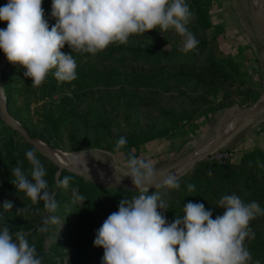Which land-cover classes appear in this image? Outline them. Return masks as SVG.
Instances as JSON below:
<instances>
[{
  "label": "trees",
  "instance_id": "16d2710c",
  "mask_svg": "<svg viewBox=\"0 0 264 264\" xmlns=\"http://www.w3.org/2000/svg\"><path fill=\"white\" fill-rule=\"evenodd\" d=\"M187 3L194 13L188 28L199 37V44L193 51L184 53L180 49L172 48L160 52L156 48L136 43L113 44L107 48L110 53L131 54L148 63L154 69L150 74L119 72L116 69L85 72L79 63L82 54L73 53L77 61L76 80L61 83L49 74L42 86L32 87L31 79L23 75L24 70L7 61L1 72L0 83L10 114L19 120L31 137H34L35 130L38 131L39 137L52 148L65 147L74 152L96 147L104 148L113 154L122 153L127 160L131 155L137 157V151L133 149L137 150L139 146L155 138L167 136L172 127L176 126V118L170 111L159 108L160 115L171 125L151 124L145 131L126 136L127 144L117 152L115 142L119 137L111 135L108 119L95 113L92 125L94 132L89 134L86 115L79 109L82 98L89 97L92 86H118L123 90L135 87L158 88L161 91H169L183 82L193 80L195 90L206 94L222 89L226 82L238 80L241 75L239 65L234 59L219 57L209 48L210 40L206 34V30L212 26L209 1L199 3L197 0H187ZM5 4L6 0H0V7ZM51 6L52 0H43L44 18L49 24V29L56 23L55 18L51 16ZM3 28L5 22H0V29ZM157 31L159 29L143 35ZM204 50H207L205 63H194L192 68L188 69L181 66L173 71H161V67L180 58L195 60ZM61 51L67 54L71 49L65 45ZM19 97L27 102V115L20 112ZM129 97L133 101L141 100L134 94ZM31 102L40 103L37 108L40 114L38 130L29 114ZM28 150H33L36 158L44 165L48 190L55 193L58 204L55 215L59 218V223L49 225V230L45 233L39 231L43 220L49 215L44 209L43 201L33 205L30 198L18 192L11 183V179H14L11 170L17 161L22 162L23 170L30 175L31 165L25 155ZM52 167L49 159L26 142L18 131L6 125L0 116V168L3 170L5 182L3 195L5 201L13 203L11 210L5 209L10 231L25 233L29 244L35 245L37 255L42 258V264H89L92 258L103 257V248L94 246L98 229L111 213L118 211L119 202L123 198L130 199L138 196L140 192L98 185L64 169L60 170L56 180ZM65 176L71 177L69 185L58 187L59 181ZM179 183L178 189H168L163 185L149 189V194L158 191L166 201L168 207L162 211L166 210L163 215L168 222H173L179 216L182 218L183 206L189 201L204 204L205 209L210 210L212 218L215 219L217 215L223 214L224 209L218 207V203L224 195L235 194L246 204L255 201L264 208V148L244 151L239 163L229 160L219 163L208 156L180 176ZM189 183L195 185L191 192L187 188ZM79 195L86 199L82 207L81 202L75 199ZM250 227L255 237L246 239L245 245L253 261L258 259L264 264V216H259L255 223H250ZM46 239L49 240L47 245Z\"/></svg>",
  "mask_w": 264,
  "mask_h": 264
},
{
  "label": "clouds",
  "instance_id": "9594fccd",
  "mask_svg": "<svg viewBox=\"0 0 264 264\" xmlns=\"http://www.w3.org/2000/svg\"><path fill=\"white\" fill-rule=\"evenodd\" d=\"M43 0H7L0 7V51L7 61L23 69L32 87L44 84L49 74L61 83L77 79V61L73 53L97 55L110 45H127L133 36L151 30L175 31L182 37L181 52L197 48L199 41L188 25L194 18L187 0H52L51 16L56 23L49 29L44 18ZM65 45L70 53L61 51ZM127 144L119 137L115 150ZM31 165L30 175L17 161L11 170V183L18 192L30 198L33 205L43 201L49 215L39 228L57 225L58 204L55 193L48 190L47 171L33 150L26 152ZM127 176L140 190L138 196L123 198L118 211L111 213L95 234L94 246L103 248L101 264H261L253 261L246 239H254L250 222L264 216V208L253 201L245 203L235 194L224 195L218 203L223 214L212 218L204 204L189 201L183 214L168 222L162 209L168 207L158 191L149 194L157 171L151 161L131 155L127 161ZM29 177L31 179H29ZM65 176L58 187H67ZM162 185L168 189L180 187L179 177L169 173ZM191 192L195 185L189 183ZM76 191L75 189L73 190ZM80 207L84 196L75 197ZM3 208L11 210L13 203L5 201ZM23 210V209H22ZM21 210H18V212ZM0 264H42L35 245H30L22 231H10L5 222L0 227Z\"/></svg>",
  "mask_w": 264,
  "mask_h": 264
},
{
  "label": "rangeland",
  "instance_id": "374dc122",
  "mask_svg": "<svg viewBox=\"0 0 264 264\" xmlns=\"http://www.w3.org/2000/svg\"><path fill=\"white\" fill-rule=\"evenodd\" d=\"M197 1L199 3L209 1L212 21V26L206 30L210 40L209 48L217 56L229 57L238 63L241 73L238 80L226 82L222 89L206 94L198 89L195 90L193 80L183 82L169 91H161L158 88L135 87L123 90L118 86H92L89 97L82 98L79 107L86 115L89 134L94 132L92 125L94 124L93 116L96 113L101 118L108 119L109 130L113 137L138 134L147 130L151 124L170 126V122L160 115L159 108L170 111L176 118V126L172 127L169 134L155 138L139 146L137 150L133 149V151H137L138 158L151 161L156 171L168 167L195 150L212 135L219 120L229 107L238 105L245 109L252 108L258 102L261 103L264 98V44L253 20L249 0ZM195 37L199 41V37ZM129 43L165 52L172 48L180 49L182 37L173 30L162 33L157 31L148 35L133 36ZM206 56L207 50H204L195 57V60L180 58L161 67V71H173L181 66L187 69L192 68L194 63L197 65L205 63ZM79 63L85 72L116 69L119 72L150 74L154 71L148 63L131 54L110 53L107 49L95 56L82 54ZM0 89L3 94L1 83ZM130 94L140 97L141 100L133 101L129 97ZM39 105L40 103H29V114L37 130L40 125L39 109L37 111ZM18 106L21 113L28 114L27 102L22 97L18 98ZM13 118L21 125L19 120L14 116ZM229 122L233 124L230 127L232 130L216 150L232 151L235 158L229 160L230 162L239 163L244 151L264 147V110L250 116L238 114V117L232 121L230 119ZM229 130L225 129L224 133L226 134ZM33 138L50 147L39 137V132L36 130ZM50 148L68 154H86L89 162L85 164L87 166L85 169L100 177L112 181L130 179V177H126L128 160L122 153L113 154L104 148L96 147L74 152L68 151L65 147ZM52 164L54 177L57 180L60 170L57 165ZM4 184L3 170L0 168V227L5 222L8 224L7 211L2 206L5 202ZM160 186L162 185L156 187ZM132 190L140 192L139 189ZM258 218L259 216L250 223H255ZM8 225L10 226V224ZM48 242L49 240L46 239V245ZM101 260L102 257H94L88 263L101 264Z\"/></svg>",
  "mask_w": 264,
  "mask_h": 264
},
{
  "label": "water",
  "instance_id": "95a60500",
  "mask_svg": "<svg viewBox=\"0 0 264 264\" xmlns=\"http://www.w3.org/2000/svg\"><path fill=\"white\" fill-rule=\"evenodd\" d=\"M263 2L264 0H257L256 9L252 10V16H253L255 25L257 27V30L264 44V12H263V5H262ZM6 3H7V0H6ZM6 27H7V24H6ZM6 62H7V59L4 53H2L1 60H0V76H1V72ZM263 110H264V101L262 103L258 102L252 108H248V109L241 108L238 105H232L231 107H229L228 110L223 114V116L219 120L212 135H210L205 141H203L195 150L186 154L181 159L169 165L168 167L158 170L157 171L158 174L155 177V182L150 187L153 188V187L162 185L161 183L162 180L169 173H173L179 169L181 171H178L176 175H178V177L182 176L183 174L187 173L198 161L208 157L214 150H216L223 141V136H222L223 131L227 127L229 120L231 119L234 113H237L241 116H250L253 114H257ZM0 116L6 125L18 131L24 137L25 141L31 144L42 156L49 159L55 165H59L60 166L59 170H62V169L67 170L89 181H92L95 184L102 185L105 187H110V188H115V189H121V188L138 189L137 187L133 185L131 179H125L121 181H112V180L100 177L99 175L94 174L92 172L76 167L74 165L67 164V163H61L60 161L56 160L51 155L50 147H48L46 144L45 146L42 145L41 144L42 142L40 140L31 137L29 133L21 125H19L17 121L13 118V116L10 114L8 110L7 103H6L4 95L1 93V89H0Z\"/></svg>",
  "mask_w": 264,
  "mask_h": 264
},
{
  "label": "bare ground",
  "instance_id": "6f19581e",
  "mask_svg": "<svg viewBox=\"0 0 264 264\" xmlns=\"http://www.w3.org/2000/svg\"><path fill=\"white\" fill-rule=\"evenodd\" d=\"M256 3H257V0H249V7H250V10H251V13H252V10L256 9ZM263 12H264V2H263ZM264 101V98L263 100L261 101V103ZM235 117H238V114L237 113H234L231 117V121L233 119H235ZM232 122H229L227 127L225 128L226 131L228 129H230L226 134L224 133L223 131V139H226L228 137V134L229 132L232 130V128H230L233 124H231ZM42 144V143H41ZM44 145V144H42ZM45 146V145H44ZM50 152H51V155L58 161H60L61 163H67V164H71V165H74L76 167H79L81 169H84L86 171H89L87 169H85V164H87L89 162V159L87 158L86 154H83V153H76V154H68L66 152H60V151H55V150H52L50 149ZM58 167H60L59 165H57ZM178 171H181L180 169L173 172L174 174L178 173ZM90 172V171H89ZM131 179V178H130Z\"/></svg>",
  "mask_w": 264,
  "mask_h": 264
},
{
  "label": "built area",
  "instance_id": "2783aa9c",
  "mask_svg": "<svg viewBox=\"0 0 264 264\" xmlns=\"http://www.w3.org/2000/svg\"><path fill=\"white\" fill-rule=\"evenodd\" d=\"M210 159H213L219 163H223L227 160L235 158V154L229 150H214L210 155Z\"/></svg>",
  "mask_w": 264,
  "mask_h": 264
},
{
  "label": "crops",
  "instance_id": "0c3cea01",
  "mask_svg": "<svg viewBox=\"0 0 264 264\" xmlns=\"http://www.w3.org/2000/svg\"><path fill=\"white\" fill-rule=\"evenodd\" d=\"M260 148H264V147H260Z\"/></svg>",
  "mask_w": 264,
  "mask_h": 264
}]
</instances>
